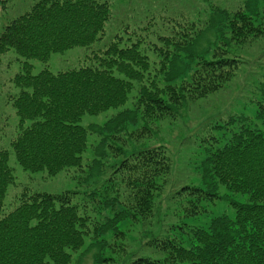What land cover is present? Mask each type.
I'll return each instance as SVG.
<instances>
[{"label":"trees","instance_id":"trees-1","mask_svg":"<svg viewBox=\"0 0 264 264\" xmlns=\"http://www.w3.org/2000/svg\"><path fill=\"white\" fill-rule=\"evenodd\" d=\"M254 4L220 11L218 22L183 23L167 15L158 21L149 9L142 20L119 21L109 0H32L24 13L4 18L0 55L13 49L24 61L11 77L17 92L7 96L16 129L10 149H0V264H71L85 238L98 246L92 264H264V81L248 99L253 114L245 105L196 121L191 165L199 184H173L162 143L124 147L125 138L136 142L187 103L209 99L241 74L250 79L264 51L246 60L233 49L264 37V3ZM7 8L0 0V12ZM205 26L216 33L199 47ZM147 45L157 58L152 68ZM74 46H90L87 59L32 72L29 59L46 61ZM108 109L117 112L83 124L84 115ZM12 156L23 170L97 182L83 192L87 202L75 201L77 190L32 192L21 185L5 212L15 184ZM216 200L234 215L221 210L200 221ZM157 223L162 229L154 234ZM135 229L144 230V239L128 252Z\"/></svg>","mask_w":264,"mask_h":264},{"label":"rangeland","instance_id":"rangeland-1","mask_svg":"<svg viewBox=\"0 0 264 264\" xmlns=\"http://www.w3.org/2000/svg\"><path fill=\"white\" fill-rule=\"evenodd\" d=\"M109 1L111 10L116 14L115 19H118L119 21L129 19L132 22H137L140 19H143L145 11L149 9L154 12L158 21L166 19L164 17H159V15H167L172 16L173 18L181 17L184 21L183 23H190L192 21L197 22L198 19L204 20L205 17L208 19L211 18L210 20L212 22L214 20L218 22L220 20V11L236 9L238 7L241 8L247 2V0ZM248 1L252 4L255 3L254 5L257 4L260 8L264 3V0H255L254 3L251 0ZM31 4L32 0H7V10L5 12H0V24L4 21L5 17L11 20L18 16V14L24 13L29 9ZM7 19H5V21ZM157 25L155 26V29L157 28ZM178 26H180V24H178ZM215 33L216 29L214 27L205 26L200 36L201 40L199 42V47L205 46L208 40H212ZM152 42L158 44L157 37L152 36ZM252 42L253 43H246V45H236L234 46L233 51L235 54L242 56L246 60L251 59L258 53V51H264V37L260 36ZM143 47L144 50L150 49L147 53L149 54L150 68H152L153 59L155 58L157 60L152 51V46L147 45ZM89 52L90 46H74L61 52L52 53L46 61H40L38 59H29L28 61L32 65V72L34 74L44 68H48L52 72H57L78 65L80 62L87 59ZM0 56V149H10V138L15 132L18 117L16 116L11 103L7 100V96L17 92V88L13 85L11 77L21 68V63L24 61V58L16 54L13 49L8 50ZM145 80H147V76L145 77ZM263 81L264 61H262L260 67L254 69V73L250 79L241 74L228 88L225 89L226 91H220L206 100L202 99L197 102L187 103L179 109V114L173 118V120L166 118L163 121L158 122L157 125L153 124L152 132H145L143 136L141 133L136 142H133L134 139L128 137L125 138L127 142L125 141L124 147H152L153 145L162 143L167 147L172 161L170 169L172 170L171 179L173 184H181L189 181H192L190 183L194 182L195 184H199V177L194 174L191 165L194 153L197 150L196 144H193L194 134L196 133V121L219 116L225 110H230L225 114L236 113V111L244 110L243 106L245 105H247L245 111L253 114L254 107L248 102V99H253L254 94L260 93V82ZM135 88L130 95V99H132L136 90ZM229 105H231V107ZM114 112H117V110L108 109L97 115H84L82 121L83 124L102 123ZM111 160L112 158L109 159V162ZM10 165L13 168L15 184L8 189V196L3 207L5 212L15 205L19 196L17 194H20L19 191L21 185L28 186L32 192L40 191L58 193L64 190H77L78 195L75 196V201L79 202L85 200V202H87L88 199L83 195V192L89 188V183L92 185L97 182L95 179H89L87 181L83 179L75 180L69 177L66 172L58 173L55 176H46V173L42 171L30 172L23 170L14 161L13 156L10 158ZM175 186L176 185H173V187ZM222 189L225 190L224 187H222ZM168 191L170 190L168 189ZM168 196L169 192H166L163 206H160L161 215L165 214L166 198ZM240 200H243V198H240ZM221 210H225V213L229 215H234V209L230 205H220V200H216L215 204L209 208V215L204 218L201 217L200 221H206L213 215L219 214ZM4 211L2 210V213H5ZM188 222L191 225H197L192 219ZM161 229L162 227L159 223L154 224L152 233H158ZM143 232L144 230L139 234L137 229H135L134 232L131 231L130 237H128V252H132L139 248L141 241L144 239L143 235L141 236ZM131 235L134 236L133 239ZM97 247L92 245L91 240L85 238L84 246L78 251L72 252L71 264H92L93 256L98 250Z\"/></svg>","mask_w":264,"mask_h":264}]
</instances>
